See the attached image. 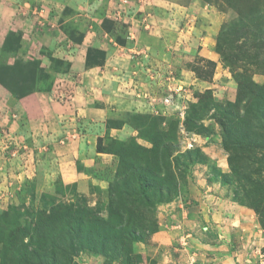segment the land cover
Masks as SVG:
<instances>
[{"label": "rangeland", "instance_id": "rangeland-1", "mask_svg": "<svg viewBox=\"0 0 264 264\" xmlns=\"http://www.w3.org/2000/svg\"><path fill=\"white\" fill-rule=\"evenodd\" d=\"M63 212L30 262L264 264V0H0V242Z\"/></svg>", "mask_w": 264, "mask_h": 264}, {"label": "trees", "instance_id": "trees-1", "mask_svg": "<svg viewBox=\"0 0 264 264\" xmlns=\"http://www.w3.org/2000/svg\"><path fill=\"white\" fill-rule=\"evenodd\" d=\"M253 1V3H256L259 0H251ZM227 31V28L225 27V29ZM224 35V31L222 36ZM66 212H63L61 215H54L53 217L56 218H52V216H50L48 218V220L42 222L41 223H37L33 228V231L31 232L33 235V240L34 242L31 243H26L24 244L23 241L20 239L18 241H14V239H10L11 241H7L6 244H4V242H0V244L2 245V248H0V262L1 264H36V260L38 259V253L42 252L43 250H41L42 248H37L38 245L37 243H35L36 240H42V243L48 242L49 241V232L51 229H58L59 228V224L62 222V220H64V222H74L73 219H68L69 215H65ZM76 219L81 222L83 221L82 218H80L79 216H75ZM58 219V220H57ZM75 220V221H77ZM83 223V222H81ZM85 224V223H84ZM3 237L1 239H4L7 236V233L4 231L3 233ZM8 238H12L11 236H9ZM0 239V240H1ZM16 240V239H15ZM97 240L96 245H95V251L99 252L100 250H102L103 248H108L110 245V242L108 241H103V239L100 240V237H97V239L95 238L94 241ZM92 241V242H94ZM40 249V251H39ZM45 257L48 255L47 253H42ZM51 262L49 264H61V262L59 261V257L57 256V254L54 252L53 255H51ZM36 258L34 262H30V260L32 258Z\"/></svg>", "mask_w": 264, "mask_h": 264}]
</instances>
